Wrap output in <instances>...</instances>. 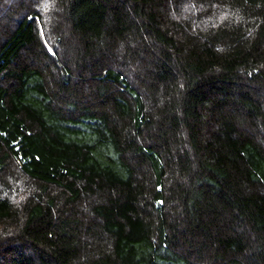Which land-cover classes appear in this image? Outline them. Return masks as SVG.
<instances>
[{"label":"trees","instance_id":"16d2710c","mask_svg":"<svg viewBox=\"0 0 264 264\" xmlns=\"http://www.w3.org/2000/svg\"><path fill=\"white\" fill-rule=\"evenodd\" d=\"M0 264H264V0H0Z\"/></svg>","mask_w":264,"mask_h":264},{"label":"rangeland","instance_id":"374dc122","mask_svg":"<svg viewBox=\"0 0 264 264\" xmlns=\"http://www.w3.org/2000/svg\"><path fill=\"white\" fill-rule=\"evenodd\" d=\"M198 10L199 8H193V6L189 5L183 8L185 15L191 12L192 14H195L196 12H198ZM10 183V188H6L4 192L6 194H9L12 200L16 202H21L22 200L27 199L28 196L34 191L27 181L24 182L22 177H18V174L10 178Z\"/></svg>","mask_w":264,"mask_h":264},{"label":"snow or ice","instance_id":"6c2138e0","mask_svg":"<svg viewBox=\"0 0 264 264\" xmlns=\"http://www.w3.org/2000/svg\"><path fill=\"white\" fill-rule=\"evenodd\" d=\"M45 10H47V4H45ZM49 51H52L51 49H49Z\"/></svg>","mask_w":264,"mask_h":264}]
</instances>
